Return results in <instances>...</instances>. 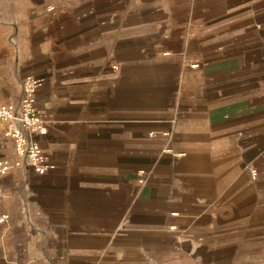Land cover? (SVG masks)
Wrapping results in <instances>:
<instances>
[{
	"label": "crops",
	"instance_id": "crops-1",
	"mask_svg": "<svg viewBox=\"0 0 264 264\" xmlns=\"http://www.w3.org/2000/svg\"><path fill=\"white\" fill-rule=\"evenodd\" d=\"M28 74L54 168L0 177V264H264V0H0Z\"/></svg>",
	"mask_w": 264,
	"mask_h": 264
},
{
	"label": "built area",
	"instance_id": "built-area-1",
	"mask_svg": "<svg viewBox=\"0 0 264 264\" xmlns=\"http://www.w3.org/2000/svg\"><path fill=\"white\" fill-rule=\"evenodd\" d=\"M112 67L118 68L116 64ZM43 82L44 78L41 76L25 75L20 82L21 94L18 102L0 100V124L5 125L3 135L13 140L14 152L20 158L14 163L7 158H2L0 160V177L13 166H19L22 163L31 167L36 173H45L54 168L38 139V135L46 131L36 104V92ZM139 172L141 177L139 182L142 183L145 180L146 172L144 170ZM251 172L253 175L255 174V170ZM2 195L0 186V199ZM8 217L7 212H0V223H4Z\"/></svg>",
	"mask_w": 264,
	"mask_h": 264
},
{
	"label": "rangeland",
	"instance_id": "rangeland-1",
	"mask_svg": "<svg viewBox=\"0 0 264 264\" xmlns=\"http://www.w3.org/2000/svg\"><path fill=\"white\" fill-rule=\"evenodd\" d=\"M251 169H252V170H255V172H254V173H255V174H254V177H255V175L257 174V169L254 168V167H252ZM252 170H251V171H252ZM139 171H143V170H139ZM139 171H138V174H139L138 183H139V184H143L144 180H143L142 183L139 182V179L141 178V177H140V172H139ZM144 172H145V171H144ZM252 176H253V175H252ZM143 179H144V178H143Z\"/></svg>",
	"mask_w": 264,
	"mask_h": 264
}]
</instances>
